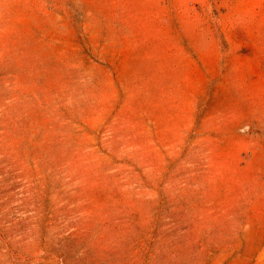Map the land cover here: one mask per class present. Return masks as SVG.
I'll use <instances>...</instances> for the list:
<instances>
[{"label": "rangeland", "instance_id": "obj_1", "mask_svg": "<svg viewBox=\"0 0 264 264\" xmlns=\"http://www.w3.org/2000/svg\"><path fill=\"white\" fill-rule=\"evenodd\" d=\"M0 264H264V0H0Z\"/></svg>", "mask_w": 264, "mask_h": 264}]
</instances>
